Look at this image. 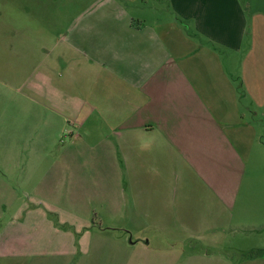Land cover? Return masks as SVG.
<instances>
[{
  "label": "crops",
  "instance_id": "0c3cea01",
  "mask_svg": "<svg viewBox=\"0 0 264 264\" xmlns=\"http://www.w3.org/2000/svg\"><path fill=\"white\" fill-rule=\"evenodd\" d=\"M249 34L264 0H0V264H264L226 253L264 197ZM58 229L72 249L51 253Z\"/></svg>",
  "mask_w": 264,
  "mask_h": 264
},
{
  "label": "rangeland",
  "instance_id": "374dc122",
  "mask_svg": "<svg viewBox=\"0 0 264 264\" xmlns=\"http://www.w3.org/2000/svg\"><path fill=\"white\" fill-rule=\"evenodd\" d=\"M254 37H255L254 35L249 34L248 36L249 40H248L247 45L257 44V46H259V42H262L261 46H264V37L259 38V39H256V38L254 39ZM70 136L71 134L67 132V133H62L61 137H58L55 147L52 148L51 150V157H54V158L63 157V154H64L63 147L65 146V143L70 142L69 140ZM45 152L46 151H40L41 158H44L43 155L45 154ZM254 159L252 161V166L250 167V174L258 176V178H256V181L251 183V189L253 190L254 193L259 192L258 196L261 197V195L264 196V161L262 160V162L260 163V160L257 162V160H254ZM47 169H48L47 166H42L39 176L38 177L35 176L37 180L41 181L42 188H43V179L45 178V174H47ZM14 180L16 179L14 178ZM55 185H56L55 186L56 193L58 195L63 194V191H64L63 179H58ZM5 200H7V202L10 203V201L13 199H5ZM259 202L260 203L254 205L255 206L254 208H251V212L249 214L250 220L247 222V224L249 226L255 225V226H259L260 228H262V226H264V197L263 199H260ZM58 204L60 206L61 205L64 206V199L60 198L58 200ZM58 210L60 209L58 208ZM60 211H61V216H62L61 221H63L66 219L67 216L62 210ZM252 212L254 213L253 215H252ZM11 216L12 214H9L7 216V221L11 218ZM237 216H239V213L235 214L234 223H237ZM52 217L55 218L54 215H52ZM49 218H51V216H49ZM57 220L59 221V215H57ZM247 224L244 227L245 229L233 231L228 236V245L226 247V253L232 255L234 259H238L240 255H249L251 252L264 250V229H263L264 227L257 231H251V230H247L248 228ZM59 227L64 229L63 226H59ZM7 233H8V238H16L15 236L17 232L8 231ZM40 237H41V241H40L41 251H48V247L50 244V238H52V235L49 233V231L44 230L42 228L40 230ZM56 237H57V245L55 246L51 245V248H52L51 253L55 250L59 252V251H65L66 248L68 250L72 249V247H70L71 242L68 243L66 241L65 242L66 245L63 242H60L64 239L59 229L56 234ZM201 248L202 247H196L195 249L199 251V249ZM67 258H64L61 256H58L56 258L55 257L45 258V260H43L41 264H78L79 262L78 261L79 257L76 255H74L73 258L71 257L69 259ZM13 264H16V262H13Z\"/></svg>",
  "mask_w": 264,
  "mask_h": 264
},
{
  "label": "trees",
  "instance_id": "16d2710c",
  "mask_svg": "<svg viewBox=\"0 0 264 264\" xmlns=\"http://www.w3.org/2000/svg\"><path fill=\"white\" fill-rule=\"evenodd\" d=\"M261 254H264V250H263V251L260 250V251H254V252H251V253L249 254V256H250V257H254V256H256V255H261Z\"/></svg>",
  "mask_w": 264,
  "mask_h": 264
}]
</instances>
